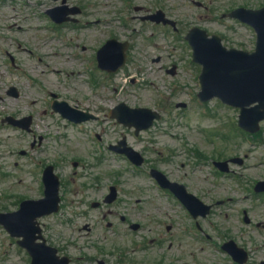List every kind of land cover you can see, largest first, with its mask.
<instances>
[{"label":"rangeland","instance_id":"rangeland-1","mask_svg":"<svg viewBox=\"0 0 264 264\" xmlns=\"http://www.w3.org/2000/svg\"><path fill=\"white\" fill-rule=\"evenodd\" d=\"M77 1L86 5L87 17L81 18L77 25L62 26L52 24L46 15L47 11L61 6V1H0V212H13L22 201L41 199L44 188L40 172L53 165L61 180L64 209L62 214L44 222L76 263L92 264L90 260L100 257L101 251H107L105 257L116 263V257L111 255L114 245L122 248L128 258L137 260L122 264L224 263L222 253L209 249L208 245H192L190 237L184 234L181 237L180 231L190 223L183 211L161 198L158 189H153L148 170L154 165L168 171L175 179L191 184L200 182L210 191L204 196L207 202L215 198H233L232 203L217 210L203 225L208 232L215 224L231 227L235 235L245 237L241 241H251L252 236L245 233L252 235L255 229L242 225L239 215L249 202L239 200L241 191H237L229 179H215L219 183L217 186L207 184L206 179L214 181L211 170L207 165L197 166L193 152L202 154L203 161L208 164L214 158L234 156H246L249 164L264 163V123L259 136L247 137L237 128L238 110L218 100L206 105L197 101L200 70L191 63L190 50L182 38L189 28L199 27L227 36L224 44L228 48L253 51L255 35L250 28L236 22L222 24L217 18L223 11L238 6L255 8L264 4V0H197L208 6V10L198 9L185 0H128L129 7L123 16L128 30L115 23L116 19L110 28L122 40L133 38L138 49L127 69L117 75H105L97 68L95 60L103 36L93 22L98 19L96 16L101 20L107 17H101L100 9L91 6L104 8L110 0ZM120 1L115 2L118 9L122 7ZM134 5L149 10L161 7L170 15L183 19L181 36L174 42L172 34L163 35L162 29L135 19L141 14H136ZM13 8L18 12H12ZM12 16L19 21L23 33L11 27ZM45 27L67 44L61 46L57 54L43 51L41 39L50 35ZM8 54L15 59V66L11 65ZM73 55L79 60L71 58ZM159 56L163 60L158 63ZM40 57L48 67L43 66ZM65 61L73 66L65 67ZM178 61L181 65L173 77L167 70ZM53 70L61 73L48 79ZM11 87L17 88L18 98L8 95ZM52 94H57V99ZM55 100L67 102L98 119L74 125L52 110ZM121 102L133 108L161 111L163 119L135 137L133 130L108 117L110 110ZM180 103H186L187 108L178 109ZM29 116L33 119L31 133L3 122L7 117ZM124 136L146 156L149 164L142 169L135 170L131 166L128 169L125 160L108 150L109 144ZM170 152L173 157L168 162ZM235 171L242 177L248 174L245 180L250 184L264 176V166L251 172L239 168ZM114 182L121 189V200L114 207L117 215H109L108 209H92V202H101L108 186ZM122 215L127 218V224L121 222ZM109 221L115 225L108 230ZM254 221L264 224V208L260 204ZM133 223L144 225V230L133 234L129 229ZM167 225H173L174 230L169 232L173 238L165 243L171 238L165 235ZM143 242L149 244L146 253L141 251ZM24 258V252L0 226V264H23Z\"/></svg>","mask_w":264,"mask_h":264},{"label":"water","instance_id":"water-1","mask_svg":"<svg viewBox=\"0 0 264 264\" xmlns=\"http://www.w3.org/2000/svg\"><path fill=\"white\" fill-rule=\"evenodd\" d=\"M233 16L250 24L257 31L258 42L255 53L227 51L221 46L219 39H208L206 33L198 29L191 31L187 40L193 48L194 61L203 66L200 77L202 88L200 99L208 101L218 97L224 103L241 108L240 125L254 133L259 130V122L264 120V10L256 12L240 10ZM53 18L57 22L62 21L57 17ZM114 47L109 44L99 52L100 68L103 70L117 71L124 65L125 58L117 59ZM253 104L257 105L251 108ZM117 110H122V114L114 116L120 123L136 126L138 130L147 129L153 124L154 119H160L157 114L149 110L130 111L125 106ZM70 119L80 123L89 118L70 117ZM24 127L28 128L29 124ZM130 153L133 160H136V153L131 151ZM45 184L44 200L24 202L19 212L0 215V223L5 225L13 236L24 237L25 242L22 241L20 244L31 253L32 264H57L58 261L54 250L34 244L37 239V217L49 215L59 209V181L54 176L52 168H49L45 174ZM62 264H67V261Z\"/></svg>","mask_w":264,"mask_h":264},{"label":"flooded vegetation","instance_id":"flooded-vegetation-1","mask_svg":"<svg viewBox=\"0 0 264 264\" xmlns=\"http://www.w3.org/2000/svg\"><path fill=\"white\" fill-rule=\"evenodd\" d=\"M79 13L83 14L84 11L83 9H79ZM264 181V179H262ZM180 184L186 185L190 193H192L194 196L198 197L199 199H203L206 194H209L210 191L203 188L201 184L199 183H194L192 184L188 181H179ZM248 185V184H247ZM253 191H255V186L252 188ZM215 194L217 192L215 191ZM167 197L174 198V195L169 193L168 191L166 192ZM259 198H261V207L264 208V193L259 194ZM177 200V199H176ZM178 201V200H177ZM118 203V200L114 203L111 204V206L107 205H101L99 209H108V213L110 214H116V210L114 209V205ZM220 203V206L226 205L227 201L223 198L220 199H214L213 204ZM217 206V207H220ZM215 207V209L217 208ZM212 211V215L214 212L217 210ZM187 214V213H186ZM246 218H241V223L242 225L248 227V228H254L255 233L250 235L249 232L245 233L247 236H252L251 241L248 242H243L241 239L245 240V237L240 238V236H237L233 233V229L231 227H226L222 225H211L210 227V232H207L205 228L201 226V222L199 221H193L194 226H191V230L188 231L187 234L192 241V245L195 244H204L208 245L209 249L212 248L214 251L219 252L221 251L224 256H225V262L222 264H264V224L261 221H254V218L256 217V205H251L249 210H244L243 211V217ZM126 218L123 217L122 221H125ZM200 224V226L198 225ZM42 227V235L46 241V243L49 246L55 247L58 249L59 255L60 256H70L71 263L70 264H78L76 263V259L71 257V255L68 252V249L62 245V242L59 240V238H55L53 234L47 229V226L44 223H41ZM88 229V228H87ZM141 229V227H140ZM139 229V230H140ZM174 230L173 226H167L165 228V235L170 236L169 232ZM257 232L259 234H257ZM181 237H183L184 232H180ZM186 235V234H184ZM253 235L255 237H253ZM187 236V235H186ZM170 239L166 240V243L168 240H171L173 237L170 236ZM232 243H236L240 248H242L245 252V259H241L242 261H236L234 256H232L231 252L228 251V247L233 246ZM227 244V249H224V245ZM257 251V258H255V253ZM111 255L116 257V263L111 262L110 259L107 257H104L103 259H96V260H91L92 262H95L96 264H122V262H130L133 263L135 260L128 258L126 255H124L123 249L120 247H116L114 249V253ZM262 257V258H261ZM101 260V261H99Z\"/></svg>","mask_w":264,"mask_h":264},{"label":"bare ground","instance_id":"bare-ground-1","mask_svg":"<svg viewBox=\"0 0 264 264\" xmlns=\"http://www.w3.org/2000/svg\"><path fill=\"white\" fill-rule=\"evenodd\" d=\"M15 18L14 17H12V26H18V21H15L14 20ZM19 30H22L21 29V27L19 28ZM43 51H44V49H43ZM41 62H43V60L41 59ZM51 63H54V61H52ZM50 62H49V64H51ZM66 63V64H65ZM64 63V66L65 67H67V68H71L73 65L72 64H69L68 62H65ZM59 73H61V71H57V70H53V71H51V73H50V76H49V78L48 79H52L53 78V76H58L59 75ZM44 74H45V72H44ZM72 75H73V77L75 76V73H72ZM80 75H82L81 73H80Z\"/></svg>","mask_w":264,"mask_h":264}]
</instances>
